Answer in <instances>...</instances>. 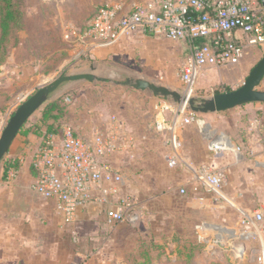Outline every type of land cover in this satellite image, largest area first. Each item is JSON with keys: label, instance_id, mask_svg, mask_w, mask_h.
<instances>
[{"label": "rangeland", "instance_id": "1", "mask_svg": "<svg viewBox=\"0 0 264 264\" xmlns=\"http://www.w3.org/2000/svg\"><path fill=\"white\" fill-rule=\"evenodd\" d=\"M149 1L14 0L16 19L4 39L0 27V122L6 120L5 127L22 103L18 99L23 94L32 91L31 96L38 87L63 74L90 72V66L94 65L98 68L95 73L109 81L67 85L89 88L80 90L69 108L72 116L68 123L87 134L102 127L112 116L123 124L135 145L117 158L118 166L130 192L147 200L148 205L143 219L135 226L121 224L109 228L99 238L70 240L73 246H105L103 258L93 260L92 255H87L75 264H143L145 260L147 264H263L259 258L264 234L247 241L241 232L233 240L228 239L227 232H220L219 242L215 243L204 233L196 234L195 227L201 220L193 214H183L179 201H176L179 209L171 213V218L154 228V222L163 216L162 204L154 197L174 191L182 177L165 160V155L171 153L170 134L160 133L156 128L159 98L147 91H137L125 81L141 78L179 92L192 90L191 97L200 101L212 97L216 91L239 89L263 58L264 50L249 49L240 64L223 69L206 68L186 83L184 69L192 52L182 41L162 38L157 43L152 36L136 35L138 31L115 43L108 42L110 35L81 41L85 26L102 7L114 3L130 7ZM259 89L264 90V85ZM237 110L215 114L191 112L190 123L177 128L176 133L186 138L183 148L192 162H205L221 151L209 152L207 146L210 137L218 133V127L224 125L222 121L240 132L241 123L249 119L247 115H234ZM173 114L168 113L167 121H171ZM223 140L225 148L235 149L230 139ZM201 166L210 167L208 163ZM36 196L32 197L38 199Z\"/></svg>", "mask_w": 264, "mask_h": 264}, {"label": "built area", "instance_id": "2", "mask_svg": "<svg viewBox=\"0 0 264 264\" xmlns=\"http://www.w3.org/2000/svg\"><path fill=\"white\" fill-rule=\"evenodd\" d=\"M95 15L90 28L80 36L82 42L110 35L108 42L115 43L132 32L142 31L188 44L192 56L184 69L186 83L203 68L236 66L249 49L264 46V0H150L130 7L114 3L102 7ZM187 92V95L193 93ZM174 105L159 99L155 120L160 133L170 134L171 153L165 155L170 168L177 166L182 148L177 128L190 123L193 115L185 107L174 108ZM169 112L174 113L171 121L166 119ZM74 131L68 125L61 136L47 135L42 139L33 158L37 173L33 191L55 201L65 224L74 223L82 209L95 204L103 208L111 227L135 226L142 208L133 195L123 194L124 176L115 165L117 156L135 145L133 139L128 138L115 116L103 130L90 136H76ZM215 146L212 143L210 148L226 149ZM191 169L193 175L189 181L208 187L216 200L226 199L223 175L206 166ZM181 194H185L184 189ZM240 224L244 228L241 236L247 241L260 237L264 234V206L252 215L243 214ZM210 228L209 224H201L197 233ZM259 260L264 264V247Z\"/></svg>", "mask_w": 264, "mask_h": 264}, {"label": "crops", "instance_id": "3", "mask_svg": "<svg viewBox=\"0 0 264 264\" xmlns=\"http://www.w3.org/2000/svg\"><path fill=\"white\" fill-rule=\"evenodd\" d=\"M136 35L152 36L142 31H138ZM152 37L157 43H160L158 40L163 38ZM260 49L264 50V46ZM204 69L206 68L201 69L200 72ZM261 85H264V79ZM79 87L82 86L67 87L65 85L60 89L63 90L60 94ZM31 92L23 94L18 102L26 100ZM234 110H237L234 115H247L249 121L241 123L240 132L226 126V123L222 121L224 125L219 126L218 133L208 140L207 151H214L210 148L212 143H218L219 147L224 148L226 144L223 138L230 139L235 149L226 148L215 152L212 157L206 158L205 162H192L188 157L189 153L183 148L186 138L177 132L183 149L179 151L180 157L176 169L179 170L182 178L174 191L168 190L154 197L161 202L163 208V216L154 222V228L158 229L160 223L171 218V213L178 208L176 201H179L182 203L183 214H193V217H199L201 220L195 227L196 234H198L199 225L209 224L212 230L210 228L206 232H200L199 236L204 233L207 238L219 240L218 233L227 232L228 239L233 240L244 230L240 224L242 215H252L264 206V104L248 103ZM5 122L4 119L0 122V134ZM107 123L97 127L95 131L103 130ZM71 125L81 137L90 136L95 132L87 134ZM41 141V138L32 133L28 135L19 133L2 163L0 169V264H75V261L81 263L87 255H92L93 260L103 258L101 255L105 246H73L70 241L99 238L112 228L102 207L92 204L78 213L74 223L65 224L64 219L57 212L55 201L45 199L33 191L32 186L37 174L33 167V158ZM117 158L115 165L121 170ZM13 161L18 165L17 170L9 167L5 175L4 164H10ZM207 163L225 179L223 195L226 199L224 200H216L208 187L189 181L193 175L191 167L197 168ZM121 189L123 194L133 195L141 205L140 219L142 220L143 211L148 205L147 200L130 192L125 178ZM182 189L185 190V194H181Z\"/></svg>", "mask_w": 264, "mask_h": 264}, {"label": "water", "instance_id": "4", "mask_svg": "<svg viewBox=\"0 0 264 264\" xmlns=\"http://www.w3.org/2000/svg\"><path fill=\"white\" fill-rule=\"evenodd\" d=\"M98 68L90 67V72L60 75L57 79L39 87L34 94L26 98L9 118L0 134V169L9 150L27 122L48 104L59 98L60 89L74 82L107 83L108 78L97 75ZM264 79V56L253 67L243 85L230 92L215 94L208 99L198 101L195 97L184 92L171 90L145 79H126L125 83L137 91H147L154 97L171 101L179 107H185L194 114H215L225 112L248 103H263L264 90L259 87ZM121 84V82H116Z\"/></svg>", "mask_w": 264, "mask_h": 264}, {"label": "trees", "instance_id": "5", "mask_svg": "<svg viewBox=\"0 0 264 264\" xmlns=\"http://www.w3.org/2000/svg\"><path fill=\"white\" fill-rule=\"evenodd\" d=\"M0 15V27L2 30V37L4 39V36L8 35L9 31L11 30L12 24L16 19L17 11L14 10V0H0ZM95 17L96 15L92 16L91 20L85 26L83 32L87 31L90 28V24L93 22ZM80 90H89V88L79 87L65 93L58 99L48 104L45 108H43V110L40 111L39 116H35L27 122V124L21 130L20 134L28 135L32 133L43 139L47 135L61 136L63 129L68 125H70L74 129V127L70 123H68L72 116L69 108L72 106L74 100L79 96ZM230 91L232 90H226L224 92L216 91L215 94H221ZM74 133L76 136H79L76 131H74ZM17 166V163L14 161L10 164L5 163V175L9 167H13L14 170H17ZM147 263L148 260H145L143 264Z\"/></svg>", "mask_w": 264, "mask_h": 264}, {"label": "bare ground", "instance_id": "6", "mask_svg": "<svg viewBox=\"0 0 264 264\" xmlns=\"http://www.w3.org/2000/svg\"><path fill=\"white\" fill-rule=\"evenodd\" d=\"M215 148H216V149H217V148H220V147L218 146V143L216 144Z\"/></svg>", "mask_w": 264, "mask_h": 264}]
</instances>
